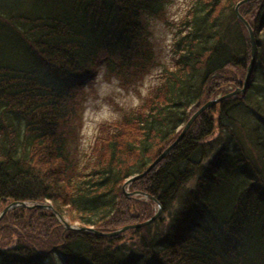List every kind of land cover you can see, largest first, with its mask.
<instances>
[{
    "label": "trees",
    "instance_id": "trees-1",
    "mask_svg": "<svg viewBox=\"0 0 264 264\" xmlns=\"http://www.w3.org/2000/svg\"><path fill=\"white\" fill-rule=\"evenodd\" d=\"M236 1L190 0L172 22L166 0H0V203L47 200L51 211L32 207L39 220L53 210L99 232L135 222L122 181L174 140L214 87L222 95L242 83L250 40ZM250 1V18L245 3L238 8L255 41L244 91L201 111L131 183L171 208L167 218L106 236L54 217L32 231L39 244L24 222L10 247L0 245V264H264V0ZM152 16L173 30L170 62L140 105L102 123L81 150L78 89L99 63L126 84L158 65ZM23 215L6 212L0 228Z\"/></svg>",
    "mask_w": 264,
    "mask_h": 264
},
{
    "label": "rangeland",
    "instance_id": "rangeland-1",
    "mask_svg": "<svg viewBox=\"0 0 264 264\" xmlns=\"http://www.w3.org/2000/svg\"><path fill=\"white\" fill-rule=\"evenodd\" d=\"M166 1L167 2L163 4L164 16L167 18L168 21H172V22L177 21L176 19H178L180 16L183 15V13L185 12V9L190 3V0H166ZM249 1L250 0H246L242 2L240 5L245 3L243 10L248 11L247 17L250 18V16L255 12L254 10L255 6L252 4L251 1L250 2ZM236 3L237 1L234 3V5ZM234 5H233V9H234ZM240 5L238 6V8L240 7ZM238 13H239V10H238ZM148 21H149V24H148L149 30L151 34V41L153 43V46L156 52V58L158 60V65L153 66L140 79H137L136 81H132L129 84H126L124 83L123 80H120L119 78H117L113 74L114 72L109 71V70L107 72L103 63H99L96 66L95 74L88 81H86L82 87L78 89V92H80L81 119H78V121L76 120V124H77L76 126L78 127L77 128V143L79 147L81 148V150L88 149L91 143L95 140L97 136L96 134L98 133V128L102 123H106V122L111 123L121 117L124 109H131V108H135L138 105H140L143 99L146 96H148L150 90L158 83L159 81L158 73L161 69V63L168 64L170 62L169 50H170L172 37H173L172 28L168 26L164 21L158 18H155L154 16L149 18ZM233 71L234 69H231V70H228V72H225L223 74L224 75L223 78L233 77L235 74V72ZM243 73L244 71L241 72V70H239L238 74H236L237 78L241 79V77L239 76H243ZM220 76L222 75L220 74ZM223 78L217 79L218 81H220L219 83L221 85L224 83L222 82ZM259 80L262 81L261 78H259ZM241 87H242V83L240 86H235V88H241ZM235 88H233L232 90H234ZM226 90H230L229 85L225 86V88H223L222 91H226ZM217 91H218V88L214 87L212 89V95L206 98V101L212 99L213 97L218 96L219 94ZM216 104L211 106V108L213 107L216 108L215 106ZM214 114H216V111ZM130 177L131 176L126 177L122 181V184L120 186L121 203L123 206L130 207V209L128 210L130 213L134 212L135 214H140V215L138 218H136L137 220L133 223L124 224L112 230H108L104 232L102 231L103 233H113L114 231H117V230H119V232H117L116 234H119L121 232H122L121 234L129 233L130 231L129 232H123V231H126L130 228L139 229L141 227L149 225L157 217L162 218V220H164L167 218L168 212H171V208H168V211H164L155 198H153L146 192L142 191L141 186H139L141 190L139 188L132 187L131 183L135 179H129ZM48 203L50 202H48L47 200L42 201V203H32L30 201L1 202L0 203V213L4 208H7V209L5 210L3 214H5L6 212L12 209L18 208L19 212H22V214L24 215L22 218L23 220H18V222H16L15 224L11 223L10 219L5 220L4 224L2 225V228H0V245L4 247H10L13 241L17 239L16 237L17 232L20 231V228L22 226L26 225V223L24 222L28 223L25 226V232L31 237V240L34 243L38 242L37 244H39V241L41 238H39L38 236H35L34 235L35 233H32V231L39 228L40 226H43V225L46 226L47 223H50L51 221H53L52 219L54 217H56L57 219V217L60 216V218L65 220L68 224L73 225L75 227L78 226L77 222L70 223L68 222V218L62 217L56 211H53V210L51 213H53L54 216L52 217L46 216L42 220H39L38 216L40 215L37 214V211H35L32 208L33 205L39 206L40 204L42 205V204H48ZM123 206L121 207V209L123 208ZM39 207H42V206H39ZM42 208L51 211V209L48 207H42ZM148 211L152 212L151 213L152 215L151 216L149 215V217L146 218L143 212H148ZM157 211H158V215L154 219H152L150 222L145 223L139 227H128V226L142 223L150 219L153 215H155ZM123 227H126V228L122 229ZM111 235H115V234H110L108 236H111ZM36 247L37 249H39L38 246ZM41 249H42L41 250L42 252H45L47 248L42 247Z\"/></svg>",
    "mask_w": 264,
    "mask_h": 264
},
{
    "label": "water",
    "instance_id": "water-1",
    "mask_svg": "<svg viewBox=\"0 0 264 264\" xmlns=\"http://www.w3.org/2000/svg\"><path fill=\"white\" fill-rule=\"evenodd\" d=\"M246 0H239L237 1V3L234 5V13H235V16L245 25L247 31H248V35H249V40H250V59H249V63L246 67V72H245V76L243 78V81H242V87L241 88H235L234 90L230 91V92H227L225 94H222L214 99H211V100H208L206 102H204L202 105H200L191 115L190 117L188 118V120L186 121V123L184 124L183 128L181 129L180 133L178 134V136L168 145L166 146L158 155L157 157H155V159L149 163V165L141 172V173H138L136 175H133L131 176L129 179H136V178H139L141 177L143 174H145L152 166H154L157 162H159L163 156L172 148V146L181 138V136L183 135L185 129L189 126V124L192 122V120L201 112L203 111L204 109L206 108H209L211 106H213L216 102L224 99V98H227V97H230V96H233L237 93H242L245 89V85L248 81V78H249V75H250V72H251V69H252V66H253V63H254V51H255V43H254V36H253V33L248 25V23L246 22V20L238 13V6L244 2ZM128 179V180H129ZM127 180V181H128ZM39 206H42V207H48L50 209H52V205L50 203L48 204H40ZM7 208H4L1 213H0V216L5 212ZM158 215V211L155 213V215H153L150 219L142 222V223H139V224H135V225H132V226H128V227H139L145 223H148L150 222L152 219H154L156 216ZM58 218H60V216H58ZM64 226L65 228L67 229H82V230H88V231H94L92 227H85V226H73V225H70L68 223H64ZM126 227H123L122 229H124ZM120 229V230H122ZM96 234L98 235H110V234H116L117 232H119V230L117 231H114L113 233H103V232H99V231H94Z\"/></svg>",
    "mask_w": 264,
    "mask_h": 264
},
{
    "label": "bare ground",
    "instance_id": "bare-ground-1",
    "mask_svg": "<svg viewBox=\"0 0 264 264\" xmlns=\"http://www.w3.org/2000/svg\"><path fill=\"white\" fill-rule=\"evenodd\" d=\"M235 95H236V94H235ZM218 96H220V95H218ZM218 96H216V97H218ZM216 97H213L212 99H214V98H216ZM210 100H211V99H210ZM205 102H206V101H205ZM218 102H219V101H218ZM216 103H217V102H216ZM216 103H215V104H216ZM195 118H196V117H195ZM195 118H194V119H195ZM194 119H193V120H194ZM187 120H188V119H187ZM187 120H186V121H187ZM193 120H192V121H193ZM185 123H186V122H185ZM185 123H184V124H185ZM184 124H183V126H184ZM189 125H190V124H189ZM183 126H182V128H183ZM188 127H189V126H188ZM188 127L185 129V131L188 129ZM182 128H181V129H182ZM180 131H181V130H180ZM180 131H179V133H180ZM185 131H184V133H185ZM179 133H178V134H179ZM184 133H183V134H184ZM177 136H178V135H177ZM177 136H176V137H177ZM176 137H175V138H176ZM175 138H174V139H175ZM57 220H58L59 223L65 228L64 223H65L66 221L63 220L62 218H58V217H57ZM66 223H67V222H66ZM65 229H67V228H65Z\"/></svg>",
    "mask_w": 264,
    "mask_h": 264
}]
</instances>
